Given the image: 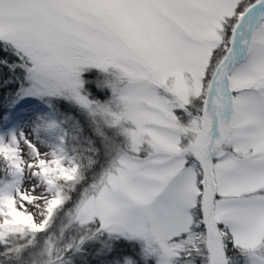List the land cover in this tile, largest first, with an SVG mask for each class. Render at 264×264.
<instances>
[{
	"label": "snow or ice",
	"instance_id": "snow-or-ice-1",
	"mask_svg": "<svg viewBox=\"0 0 264 264\" xmlns=\"http://www.w3.org/2000/svg\"><path fill=\"white\" fill-rule=\"evenodd\" d=\"M0 264H264V0H0Z\"/></svg>",
	"mask_w": 264,
	"mask_h": 264
},
{
	"label": "trees",
	"instance_id": "trees-1",
	"mask_svg": "<svg viewBox=\"0 0 264 264\" xmlns=\"http://www.w3.org/2000/svg\"><path fill=\"white\" fill-rule=\"evenodd\" d=\"M3 73H4V75L6 76V75H7V70L4 69V70H3Z\"/></svg>",
	"mask_w": 264,
	"mask_h": 264
},
{
	"label": "bare ground",
	"instance_id": "bare-ground-1",
	"mask_svg": "<svg viewBox=\"0 0 264 264\" xmlns=\"http://www.w3.org/2000/svg\"><path fill=\"white\" fill-rule=\"evenodd\" d=\"M32 209L30 208L29 211H31Z\"/></svg>",
	"mask_w": 264,
	"mask_h": 264
},
{
	"label": "rangeland",
	"instance_id": "rangeland-1",
	"mask_svg": "<svg viewBox=\"0 0 264 264\" xmlns=\"http://www.w3.org/2000/svg\"><path fill=\"white\" fill-rule=\"evenodd\" d=\"M30 209V208H29Z\"/></svg>",
	"mask_w": 264,
	"mask_h": 264
}]
</instances>
